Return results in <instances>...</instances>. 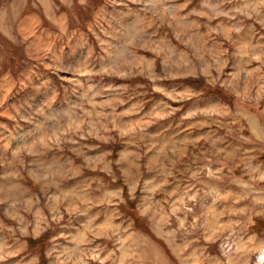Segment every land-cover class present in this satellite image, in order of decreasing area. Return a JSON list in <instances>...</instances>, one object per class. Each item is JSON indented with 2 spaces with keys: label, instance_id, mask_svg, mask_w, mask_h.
<instances>
[{
  "label": "rangeland",
  "instance_id": "obj_1",
  "mask_svg": "<svg viewBox=\"0 0 264 264\" xmlns=\"http://www.w3.org/2000/svg\"><path fill=\"white\" fill-rule=\"evenodd\" d=\"M0 264H264V0H0Z\"/></svg>",
  "mask_w": 264,
  "mask_h": 264
},
{
  "label": "trees",
  "instance_id": "obj_2",
  "mask_svg": "<svg viewBox=\"0 0 264 264\" xmlns=\"http://www.w3.org/2000/svg\"><path fill=\"white\" fill-rule=\"evenodd\" d=\"M32 10V9H31ZM17 56H21V55H17ZM216 94V93H215ZM229 98V95H225V100L226 99H228ZM39 242H41L40 240H38V241H34V242H30V243H32V246H33V248L34 249H36V248H38V249H43V247H44V243H41V244H37V243H39ZM42 260H44L43 258H42Z\"/></svg>",
  "mask_w": 264,
  "mask_h": 264
},
{
  "label": "crops",
  "instance_id": "obj_3",
  "mask_svg": "<svg viewBox=\"0 0 264 264\" xmlns=\"http://www.w3.org/2000/svg\"><path fill=\"white\" fill-rule=\"evenodd\" d=\"M31 11H33V12H34V11H35V9H32Z\"/></svg>",
  "mask_w": 264,
  "mask_h": 264
}]
</instances>
